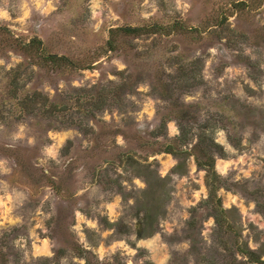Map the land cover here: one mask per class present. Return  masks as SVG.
I'll list each match as a JSON object with an SVG mask.
<instances>
[{
	"label": "rangeland",
	"instance_id": "374dc122",
	"mask_svg": "<svg viewBox=\"0 0 264 264\" xmlns=\"http://www.w3.org/2000/svg\"><path fill=\"white\" fill-rule=\"evenodd\" d=\"M32 36L91 67L11 44ZM146 163L170 193L138 237ZM244 245L264 260V0H0V264H254Z\"/></svg>",
	"mask_w": 264,
	"mask_h": 264
},
{
	"label": "trees",
	"instance_id": "16d2710c",
	"mask_svg": "<svg viewBox=\"0 0 264 264\" xmlns=\"http://www.w3.org/2000/svg\"><path fill=\"white\" fill-rule=\"evenodd\" d=\"M159 31V27L156 24H150L146 26H118L115 28H110L108 30V39L106 41V46L108 49L115 48L116 38L120 35H131V36H141L143 34L155 33ZM11 44L14 45L17 49L21 50L26 56L32 58L34 62L37 64L51 68V69H77V68H90L91 65L85 63L83 61H73L69 59L65 55H58L54 53H47L44 50L42 40L37 36H32L28 41H21L18 38H12ZM18 69L14 70V74L9 80L10 88L12 90L11 96H16L17 87V78H18ZM30 100H35V98H31ZM164 152L171 153L174 155L178 161L174 166L173 172H181V169L184 165V161L181 160V155L183 154L182 150L175 148L173 145H166L163 149ZM126 160L130 161L133 164H137L138 162L133 158L131 154L126 155ZM213 157L210 153H205V158L203 161H200V166L204 167L208 173L209 179V201L218 205L219 198L216 197V187L219 182V176L215 172L213 168ZM144 170H146L143 175L146 180V188L141 191V198L139 202V219L137 223L136 234L138 237H146L150 236L155 229L156 223L164 214V204L166 202V196L168 197V190H162L159 192L157 188L165 189L170 185V178L168 176H160L156 170L153 168L151 163H146L143 165ZM155 175V180L147 179L150 177V174ZM215 220L216 223H220L224 221L223 213L227 211H223L219 209L217 206ZM234 210H229L228 212H232ZM220 221V222H219ZM188 226L190 228H194L195 221L194 219L188 221ZM237 250L247 257V259L254 264H264V260L261 259L260 254L255 251L250 250L246 245L243 247L237 246ZM89 264V263H86Z\"/></svg>",
	"mask_w": 264,
	"mask_h": 264
}]
</instances>
